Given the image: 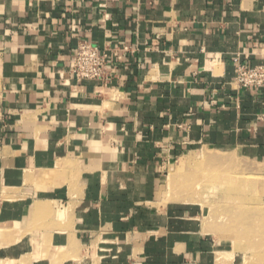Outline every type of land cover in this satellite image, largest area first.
I'll return each instance as SVG.
<instances>
[{
  "label": "crops",
  "instance_id": "crops-1",
  "mask_svg": "<svg viewBox=\"0 0 264 264\" xmlns=\"http://www.w3.org/2000/svg\"><path fill=\"white\" fill-rule=\"evenodd\" d=\"M262 48L264 0H0V264H253L160 188L198 152L264 173Z\"/></svg>",
  "mask_w": 264,
  "mask_h": 264
},
{
  "label": "rangeland",
  "instance_id": "rangeland-1",
  "mask_svg": "<svg viewBox=\"0 0 264 264\" xmlns=\"http://www.w3.org/2000/svg\"><path fill=\"white\" fill-rule=\"evenodd\" d=\"M213 154L200 161L202 152L189 155L196 162L187 167L183 159L172 163L160 188L163 201L199 203L218 237L253 264L264 263V220L255 212L264 208V173L235 154ZM171 173L179 178L175 186L168 183ZM241 207H247L244 213Z\"/></svg>",
  "mask_w": 264,
  "mask_h": 264
},
{
  "label": "built area",
  "instance_id": "built-area-1",
  "mask_svg": "<svg viewBox=\"0 0 264 264\" xmlns=\"http://www.w3.org/2000/svg\"><path fill=\"white\" fill-rule=\"evenodd\" d=\"M106 54L97 46L86 41L77 44L71 58L69 73L79 81H104L106 79ZM264 60V48L257 54ZM234 83L243 90H255L264 86V65L249 67L247 64L234 60Z\"/></svg>",
  "mask_w": 264,
  "mask_h": 264
},
{
  "label": "bare ground",
  "instance_id": "bare-ground-1",
  "mask_svg": "<svg viewBox=\"0 0 264 264\" xmlns=\"http://www.w3.org/2000/svg\"><path fill=\"white\" fill-rule=\"evenodd\" d=\"M185 157V156H184ZM189 157V156H188ZM187 157V159L186 160H183V166H189V165H191V164H194L196 161L195 160H193V158H188ZM206 157H208V154L207 153H203V155H200V159H197V161H200V160H203L204 158H206ZM182 158V157H181ZM172 175V176H171ZM175 177V178H174ZM179 178H177L176 177V175H174V173H171L170 174V177L168 178V183H170V185L171 186H175L176 185V182H177V180H178ZM186 193H188V192H186ZM185 193V194H186ZM185 196V195H184ZM186 196H188L187 194H186ZM187 199V198H186ZM247 207H241L240 208V210H241V213H244L245 211V209H246ZM255 212H257L259 215H262L263 217H261L263 220H264V208H258V209H256V211ZM209 214V213H208ZM245 226V225H244ZM243 228V227H242Z\"/></svg>",
  "mask_w": 264,
  "mask_h": 264
}]
</instances>
